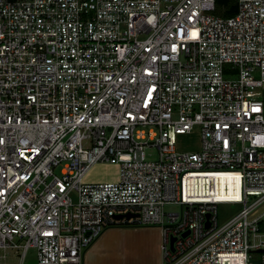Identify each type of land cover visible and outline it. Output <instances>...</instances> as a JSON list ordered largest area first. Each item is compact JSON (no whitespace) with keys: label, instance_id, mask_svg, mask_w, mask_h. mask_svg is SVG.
<instances>
[{"label":"built area","instance_id":"2783aa9c","mask_svg":"<svg viewBox=\"0 0 264 264\" xmlns=\"http://www.w3.org/2000/svg\"><path fill=\"white\" fill-rule=\"evenodd\" d=\"M214 9L0 0V264L29 247L36 264H83L114 225L159 226L169 264H264V209L249 216L264 201V0ZM195 126L199 149L178 151ZM98 162L117 178L87 179ZM220 171L236 185L193 187ZM222 202L240 207L219 224Z\"/></svg>","mask_w":264,"mask_h":264},{"label":"rangeland","instance_id":"374dc122","mask_svg":"<svg viewBox=\"0 0 264 264\" xmlns=\"http://www.w3.org/2000/svg\"><path fill=\"white\" fill-rule=\"evenodd\" d=\"M236 67L229 70L226 76H234ZM149 127L157 130L154 125H144L142 128L147 131ZM200 146L199 129L195 126L191 131L180 133L176 138V148L178 151H196ZM147 158H156L157 150L155 147H147L145 149ZM118 174V166L109 162H98L93 164L86 174L89 180H107L116 179ZM201 174V173H199ZM210 173H202L201 175H209ZM216 176L215 181L209 177L201 176L199 179L193 178V187L200 191L204 187L205 182L214 183L217 190L223 188L226 184L229 187L236 185L237 180L232 177V172H213ZM196 175V174H194ZM219 176V177H218ZM240 207L239 203L222 202L218 203L217 220L221 224L233 215ZM179 205L175 203L164 204V210H178ZM264 209V201L261 202L250 214L254 215ZM262 226L264 228V216ZM154 230L161 229L157 225H114L108 226L101 234L85 248L83 264H169V262L161 255V248L157 244ZM17 240V239H16ZM7 262L18 261L20 249L7 248L5 250ZM162 259V260H161ZM23 264H36V249L29 247L24 255Z\"/></svg>","mask_w":264,"mask_h":264},{"label":"trees","instance_id":"16d2710c","mask_svg":"<svg viewBox=\"0 0 264 264\" xmlns=\"http://www.w3.org/2000/svg\"><path fill=\"white\" fill-rule=\"evenodd\" d=\"M236 0H215L214 13L229 16L235 12Z\"/></svg>","mask_w":264,"mask_h":264},{"label":"crops","instance_id":"0c3cea01","mask_svg":"<svg viewBox=\"0 0 264 264\" xmlns=\"http://www.w3.org/2000/svg\"><path fill=\"white\" fill-rule=\"evenodd\" d=\"M95 164H98V163H95ZM94 164V165H95ZM88 173V172H87ZM87 178V177H86ZM153 234H155V236H156V241L154 242L155 244H157L158 243V241H159V238H160V240H161V232H160V230H154L153 231ZM160 243H161V241H160ZM160 243L158 244L159 246H160ZM162 252V251H161ZM84 254H85V250H84V252H83V261H84ZM162 256H163V254H161ZM162 260V259H161ZM156 264H159V263H156Z\"/></svg>","mask_w":264,"mask_h":264},{"label":"water","instance_id":"95a60500","mask_svg":"<svg viewBox=\"0 0 264 264\" xmlns=\"http://www.w3.org/2000/svg\"><path fill=\"white\" fill-rule=\"evenodd\" d=\"M207 215H208V214H207ZM206 224H208V220L206 221ZM188 231H189V230L187 229V230H185L182 234L185 235V234L188 233ZM174 239H175V236H172V235H171V236H170V248H171V249H173V241H174Z\"/></svg>","mask_w":264,"mask_h":264},{"label":"bare ground","instance_id":"6f19581e","mask_svg":"<svg viewBox=\"0 0 264 264\" xmlns=\"http://www.w3.org/2000/svg\"><path fill=\"white\" fill-rule=\"evenodd\" d=\"M220 172H232V171H220ZM232 173H234V172H232Z\"/></svg>","mask_w":264,"mask_h":264}]
</instances>
